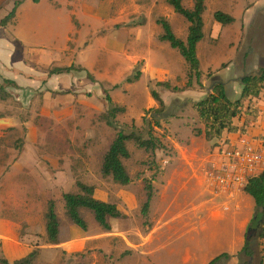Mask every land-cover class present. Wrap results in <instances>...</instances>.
I'll return each instance as SVG.
<instances>
[{
    "label": "rangeland",
    "instance_id": "rangeland-1",
    "mask_svg": "<svg viewBox=\"0 0 264 264\" xmlns=\"http://www.w3.org/2000/svg\"><path fill=\"white\" fill-rule=\"evenodd\" d=\"M15 1L22 0H0V20L10 12ZM152 1L161 7V12L154 8L151 17L160 16L158 13L174 18L177 15L173 22L174 33L180 37L178 20H186L179 14L172 15L167 0ZM152 1L130 0L132 4L124 8L125 13H129L128 20L133 23L145 20L151 11L147 3ZM60 2L29 0L24 11L42 21V28L48 25L56 28L67 14ZM53 3L59 6H52ZM182 3L189 7L191 0H182ZM205 4L202 15L204 38L198 45L204 85H195L194 88L204 97L212 91L215 82H223L228 97L235 99L241 90L240 77L254 74L264 67V0H205ZM216 10L234 16V21L221 25L218 30L221 38L212 40L209 35L214 32L213 13ZM14 20L15 17L5 27H0V62L6 64L4 67L0 64V86L3 87L0 92V176L21 156L28 163L34 161L35 168L40 170L32 179L40 191V195L37 194L40 197L36 198L39 205L45 201L41 188L50 186L58 173L57 166L66 162L73 168L76 178L93 182L97 197L118 205L123 214L119 218H109L111 229L105 231L92 213L82 208L81 214L87 222V228L83 230L67 217L64 203L63 207L61 204L55 206L62 233L72 239L71 249L56 247L39 233L43 216L38 207L31 214L27 211L25 216L7 215L20 225L24 239L29 236L27 228L34 226L38 230L37 243L31 249L36 250V255L31 264H207L222 252H227L228 256L214 264H264V233L259 235L264 232V224L258 225L259 228L250 234L251 253L248 255L240 254V251L233 253L228 242L219 235L221 225L226 224L232 212L239 213L244 208L249 223L254 203L241 188L223 189L210 182L208 175L219 160L217 148L230 139L225 136L206 139L203 133H197L204 129V123L191 99H182L176 92L164 93L166 103L162 114L157 117L158 125H155L152 111L147 107L149 92L164 87L144 79L136 83L126 82V78L141 73L140 61L125 72L101 74L106 77L103 81L88 78L86 71L74 70L71 75L49 76L43 70L45 68L34 66V71L25 67L27 71L19 72L15 62L19 50L13 41L17 35ZM29 29H32L31 21ZM29 29L21 26L19 34L26 43H33L34 33ZM47 44L42 41L32 47L45 50ZM162 44L167 46V51L177 55H167L172 63L171 71H181L176 59H183L178 51L166 41ZM210 44L214 47L208 51ZM10 55L13 61L7 65L11 61L7 57ZM7 77L14 78L16 85L6 83ZM171 83L182 85L184 78L177 74ZM107 95L125 108L116 115L113 125H109L105 117L109 107ZM252 103L258 108V116L249 120L247 134L260 141L264 149V92L253 98ZM118 130L133 131L144 138L151 132L157 142L152 150L139 147L133 140L126 142L130 156L123 162L132 178L128 185L115 183L100 172L103 156ZM37 148L40 152L35 151ZM83 170L84 174L79 175ZM0 183L11 193L15 189L10 180L4 182L0 177ZM64 189L78 191L75 184L65 185ZM216 191H230L241 206L235 201L222 202L220 197H215ZM148 192L151 200L143 210ZM14 205V199L2 200L0 218L11 214ZM209 222L215 225L212 228L216 233L211 249L209 245L196 247L197 240L203 241ZM191 233L195 240L188 243ZM80 234L86 236L85 242L79 238ZM186 246L196 249L191 252ZM3 258L0 249V260Z\"/></svg>",
    "mask_w": 264,
    "mask_h": 264
},
{
    "label": "crops",
    "instance_id": "crops-1",
    "mask_svg": "<svg viewBox=\"0 0 264 264\" xmlns=\"http://www.w3.org/2000/svg\"><path fill=\"white\" fill-rule=\"evenodd\" d=\"M28 1L29 0L21 1V3L16 8V13L14 16L15 24H17V35L14 36L13 41L17 43L16 45L18 46L16 49L19 50L17 51L18 55H15V62L20 69L19 72L24 70L27 71L25 67L34 71V66H38L39 68L43 67L45 68L43 70H46L47 72L52 66H69L73 64L75 66L83 67L86 72L93 76L95 81H103L106 79V77L101 74L115 72L119 73L121 71L125 72L129 70L130 67H133L135 63L140 61L142 62L140 69L141 73L139 75L140 79L138 78L139 80L137 79L135 83L144 79L146 82L153 81L156 84L157 82H168L172 87L177 86L182 88L185 86L187 82V63L180 55L183 60H180L177 57L176 61L182 69L181 71L177 70L172 72L170 69V65L172 63L167 58V55H176V53L167 51V46L162 44V42L165 40H161L159 38L163 30L161 25L156 21L158 17L166 18L169 21L172 30L175 31L176 29L175 23L173 22L177 20V13L170 5L169 6L172 8V10H170L174 12H172V15H176V18H174L175 16L172 17L169 14L165 15L163 13H158L160 16L156 18L151 17V13L154 8L155 10L158 8L156 6V2L151 0L152 2L147 3L148 8L151 10L150 14L145 16V20H141V22L138 23H133L131 20H128L129 13L127 12L126 14V11L124 10L126 5L132 4L130 3V0H61V4H59L60 7L67 10V14L63 22L58 24L59 26L56 28L55 25H48L46 28H42V21L36 20L34 17H32L33 15H29V12L25 13L24 5ZM36 1L38 2L39 0ZM59 5L53 3L52 6L57 7ZM192 5L193 0H191L189 8L192 7ZM160 10L161 7L158 8L159 12H161ZM30 21L32 22V31L29 29ZM121 21H123L122 26L120 25ZM178 21L180 27L178 29L179 31L177 32L180 38L185 40L189 23L182 20L181 18ZM221 25L222 24L215 21L214 32L213 34L209 35L210 39L215 40L216 38L220 37L218 30L223 26ZM21 26H27V28L34 33L33 43H26L22 37L23 35L19 34ZM202 39L197 43L196 53L199 58L200 68L203 71L201 67L203 61L198 50V45H200ZM42 41L48 43L45 50H34L35 48L32 46H37V43ZM55 41L59 42L52 43ZM213 47L214 45L212 46V44H210L208 51ZM164 51L165 53H163ZM7 57L8 59H11V61L9 60V63H7V65H10L13 61L12 55ZM0 64L3 67L6 65L3 62H0ZM73 72L74 70L69 73L54 75H71ZM177 74H181V77L184 78V83L182 85L171 83ZM7 78L15 80L11 77ZM203 83L204 82H202V84ZM195 85L191 87H184L181 90H173L161 85L164 88H161L160 90L155 89V91L163 99L164 103H166L164 100V93L166 92H176V95H180L179 97L182 99H191L193 102H196L203 97L200 96L201 92L194 88ZM177 91L180 92L178 93ZM155 103L156 106H154ZM148 104L149 105L147 107H157V102L153 99L151 94L148 97ZM222 136L229 138V142H236L240 136L247 137L257 145L261 146L260 141L253 139L247 133L241 134L239 132H224ZM35 151L40 152L39 148H37ZM29 163L23 160V156H21L20 159H17L13 163L11 162L8 170L2 172L0 176L4 182L6 180H10L11 185L15 186L12 194L11 192L7 191V189H5V186H2L4 185L3 183H0V203L2 200L8 199H14L15 201V205L13 208H11L13 212H10L11 214L7 213L2 218H0V249L4 258L8 262H12L15 259L21 258L31 251L33 245L37 243L35 237L38 230L34 226H31L30 229L27 228V234L29 236H26V239H24L25 237L23 238L21 235L20 225L15 222L14 219L8 218L7 215L12 216L15 214L25 216L27 211L29 212L28 214H31V212L38 207L43 216V226L41 227L39 233L42 236H45L44 212L48 200L53 199L55 201V206H58L59 204L62 206V194L63 192L68 191L64 189V186L75 184L76 179H78L76 178L75 172L69 163L65 162L63 165L57 166L58 173L55 174V180L51 182L50 186L41 188L43 190V198L45 201L43 204L39 203V205H37L36 198L40 197L37 195L40 191L36 186V181H33L32 179L35 174H39L40 170L38 171L35 168L34 161ZM84 172V170L80 171L79 175L84 174ZM79 180L94 185L93 182H86L81 178H79ZM45 183H47V181H44V184ZM51 187L53 189H51ZM225 192L226 191H216L215 197H220L222 202L224 200L226 202L235 201L236 204L241 206V204L238 203V199L234 198L235 195L233 193L230 191H227L226 193ZM94 196L100 200L107 201L101 196L97 197L96 190H94ZM27 201H31V203L28 204ZM117 207L120 210L118 205ZM55 210L57 213L56 207ZM120 211L122 212V210ZM247 223L248 219L246 210L243 208V210H241L239 213L232 212L226 224L221 225L222 229H219L220 237L228 242L227 246L230 250H233V253L240 251L244 244V233ZM212 227L215 228V225L211 224L208 227L209 229L204 231V239L203 241L197 240L196 247L202 248L205 245H209L208 247L211 249L212 238H214L216 235V233L213 232L214 229ZM58 238L60 242L58 244H54V246H62L65 247L64 249H71L72 239H70L69 236H64L60 224ZM79 238L85 242L86 236L84 234H80ZM193 240H195V237L191 233L189 235V239H187V242L190 243ZM202 242L203 244H201ZM186 248H188L191 252L196 249L192 246H186Z\"/></svg>",
    "mask_w": 264,
    "mask_h": 264
},
{
    "label": "trees",
    "instance_id": "trees-1",
    "mask_svg": "<svg viewBox=\"0 0 264 264\" xmlns=\"http://www.w3.org/2000/svg\"><path fill=\"white\" fill-rule=\"evenodd\" d=\"M21 1H15L10 12L0 20V27H4L8 22L14 18L16 8ZM167 3L173 8V10L185 18L189 23L187 28L186 39L183 40L178 37L169 23L164 17H158L157 23L162 27V34L159 36L161 40H165L172 48L178 50L180 55L187 63V82L185 86L179 88L177 86L172 87L168 82H157L159 85L166 86L173 90H181L184 87H191L193 85L202 86L201 76L203 74L200 68L199 58L196 53L197 43L204 37L203 32V12L205 10V0H193L192 7H185L182 0H167ZM213 17L216 22L225 25L234 21V17L221 10H216L213 13ZM73 70L85 71L81 66L69 65V66H52L48 69L47 75L69 73ZM87 77L94 79L93 76L86 72ZM140 73L136 74L133 78H126V82L131 83L139 78ZM6 83L9 85H16L13 79L5 78ZM240 93L235 99L228 97L223 82H215L212 87V91L207 93L203 98L193 103L199 118L204 123V129L198 130L197 133H203L206 139L220 138L224 132H239L241 134L247 133V124L250 119H255L258 116V108H256L252 99L256 98L264 92V67L260 68L258 72L254 74H244L239 79ZM116 87V84L114 85ZM3 87L0 86V92ZM150 94L157 102L156 108H150L148 111H152V118L154 124L158 125L157 117L162 114V107L164 106L163 99L154 90H150ZM109 103V107L105 113L106 121L109 125H113V121L116 115L124 111V107L114 103L109 95L106 96ZM244 115V116H241ZM144 121L146 119L144 118ZM148 137L144 138L142 135L133 131L126 133L123 130H118L114 139L110 143L107 151L105 152L101 165L100 172L102 176L111 177L115 183L121 185H127L131 182L132 178L127 171L123 159L130 156L126 142L133 140L139 147L145 149H154L157 146V142L151 132H148ZM75 185L78 188L77 192L66 191L62 194V200L64 203V211L67 217L72 223L80 227L83 230L87 228V222L81 214V209L85 208L89 210L95 221L105 230L110 231L111 225L109 218H119L123 214L119 210L116 204L103 201L94 196L95 187L92 184L85 183L79 179H76ZM242 190L249 195L254 203V213L246 227L244 233V244L240 250V254H250L249 244L251 241L250 234L254 231L258 225L264 224V169L258 173L250 176L244 184ZM151 194L147 193V198L143 204V210H145L150 203ZM45 220V236L47 242L50 244L59 243V220L55 210V201L49 199L44 212ZM263 231L259 233L263 236ZM36 250H32L27 255L15 259L12 262H8L6 259H1V264H31ZM228 256L227 252H222L213 257L207 264H214L220 258Z\"/></svg>",
    "mask_w": 264,
    "mask_h": 264
},
{
    "label": "built area",
    "instance_id": "built-area-1",
    "mask_svg": "<svg viewBox=\"0 0 264 264\" xmlns=\"http://www.w3.org/2000/svg\"><path fill=\"white\" fill-rule=\"evenodd\" d=\"M217 153L219 160L208 176L220 188H243L250 176L264 169V149L247 137L221 143Z\"/></svg>",
    "mask_w": 264,
    "mask_h": 264
}]
</instances>
